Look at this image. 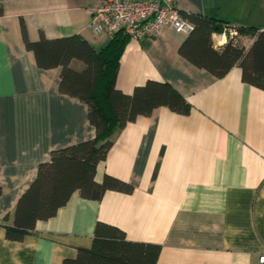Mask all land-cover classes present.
<instances>
[{"label": "crops", "instance_id": "1", "mask_svg": "<svg viewBox=\"0 0 264 264\" xmlns=\"http://www.w3.org/2000/svg\"><path fill=\"white\" fill-rule=\"evenodd\" d=\"M103 0H0V264H63L92 244L97 221L129 240L161 244L157 264H260L264 254V89L234 66L216 77L185 58L187 35L164 26L152 38H129L117 86L132 93L149 79L170 82L190 102L188 114L159 106L114 135L96 178L109 173L133 185L100 200L75 191L55 215L21 240L5 235L19 196L51 151L95 136L87 104L60 91L61 67L42 68L30 40L81 34L95 48L109 38L88 27ZM184 12L264 30V0H176ZM219 48L224 32L212 35ZM246 47L253 38L241 35ZM74 65L79 62L74 61Z\"/></svg>", "mask_w": 264, "mask_h": 264}, {"label": "trees", "instance_id": "2", "mask_svg": "<svg viewBox=\"0 0 264 264\" xmlns=\"http://www.w3.org/2000/svg\"><path fill=\"white\" fill-rule=\"evenodd\" d=\"M181 13L194 25L179 47L185 58L216 77L239 66L244 82L264 89V30L253 25L233 26L202 13ZM22 29L26 47L34 52L40 67H61L60 91L87 104L95 136L55 148L48 160L39 163L36 177L17 200L12 222H7L9 215L4 218L5 235L10 240H21L33 232L38 220L55 215L75 191L96 200L108 190L132 192V184L112 174H104L102 180L96 178L115 133L159 106L180 114H188L192 108L168 81L149 79L135 86L132 93L118 88L120 61L130 38L123 31L97 49L81 34L30 40L24 23ZM225 29L228 41L216 48L212 35ZM241 35L253 38L249 47L243 44ZM74 61L79 63L74 65ZM160 251L159 243L129 240L122 228L97 221L91 246L79 247L77 255L65 258L63 264H157Z\"/></svg>", "mask_w": 264, "mask_h": 264}, {"label": "built area", "instance_id": "3", "mask_svg": "<svg viewBox=\"0 0 264 264\" xmlns=\"http://www.w3.org/2000/svg\"><path fill=\"white\" fill-rule=\"evenodd\" d=\"M88 12L87 27L109 39L118 31L130 38L145 40L156 37L164 26L185 35L194 28L193 23L182 15L176 0H103ZM259 262L264 264V254L259 256Z\"/></svg>", "mask_w": 264, "mask_h": 264}]
</instances>
